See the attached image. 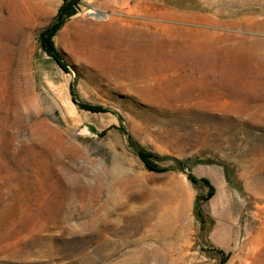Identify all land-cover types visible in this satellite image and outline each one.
Instances as JSON below:
<instances>
[{"label": "rangeland", "instance_id": "obj_1", "mask_svg": "<svg viewBox=\"0 0 264 264\" xmlns=\"http://www.w3.org/2000/svg\"><path fill=\"white\" fill-rule=\"evenodd\" d=\"M62 2L0 0V264H264V0H80L69 74Z\"/></svg>", "mask_w": 264, "mask_h": 264}, {"label": "trees", "instance_id": "obj_2", "mask_svg": "<svg viewBox=\"0 0 264 264\" xmlns=\"http://www.w3.org/2000/svg\"><path fill=\"white\" fill-rule=\"evenodd\" d=\"M80 5V0H63L61 6L58 8L56 16L54 17L52 23L43 29L38 35V42L40 49L58 66V68L66 74H69L66 62L64 61L62 55L57 50L54 45V37L61 30L64 24L73 16H75L78 6ZM69 93L71 96V101L79 109L92 114H102L108 113L109 111L98 105H91L87 103L80 102L77 97V92L74 83L70 85ZM120 131L127 138L128 146L135 152L141 163L144 165L148 172L161 174L165 173L166 169L160 168L156 161L159 159L157 155L138 148L127 132V130L121 126ZM175 164L179 169L183 171L186 175L187 180L198 189H206V193H199L194 199V216L199 221L200 230L203 231L205 228L206 217L202 210V205L206 204L215 195V188L208 179L196 178L190 171L185 169V165L182 162L174 160ZM218 254H222L220 251H216ZM224 262V261H223ZM222 262V264H223Z\"/></svg>", "mask_w": 264, "mask_h": 264}]
</instances>
